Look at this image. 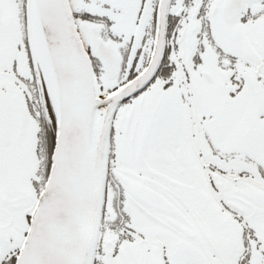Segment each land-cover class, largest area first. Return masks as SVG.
<instances>
[{
  "label": "flooded vegetation",
  "instance_id": "obj_1",
  "mask_svg": "<svg viewBox=\"0 0 264 264\" xmlns=\"http://www.w3.org/2000/svg\"><path fill=\"white\" fill-rule=\"evenodd\" d=\"M161 1L69 0L103 95L159 60L113 117L94 264H264V0H169L160 33ZM19 3L0 0V264L18 256L56 133ZM101 58H116L112 80Z\"/></svg>",
  "mask_w": 264,
  "mask_h": 264
},
{
  "label": "water",
  "instance_id": "obj_2",
  "mask_svg": "<svg viewBox=\"0 0 264 264\" xmlns=\"http://www.w3.org/2000/svg\"><path fill=\"white\" fill-rule=\"evenodd\" d=\"M168 3L160 4V33ZM25 8L29 48L42 69L56 133L47 179L14 264H94L113 117L123 101L148 85L159 60L155 58L133 81L103 95L69 0H25ZM161 51L157 42L155 54ZM101 59L112 62L107 71L112 80L116 58Z\"/></svg>",
  "mask_w": 264,
  "mask_h": 264
},
{
  "label": "rangeland",
  "instance_id": "obj_3",
  "mask_svg": "<svg viewBox=\"0 0 264 264\" xmlns=\"http://www.w3.org/2000/svg\"><path fill=\"white\" fill-rule=\"evenodd\" d=\"M14 1H16V0H14ZM19 1H20V3L18 5V10L21 12V14L19 15V20H17V22L21 26L22 29H23V27H25L27 29V18H26V11H25V9H26L25 8V0H19ZM27 30H26V34H27ZM10 113H12V110H10Z\"/></svg>",
  "mask_w": 264,
  "mask_h": 264
}]
</instances>
